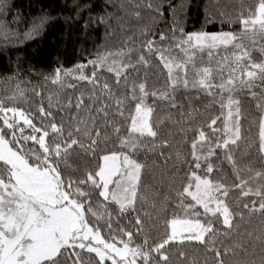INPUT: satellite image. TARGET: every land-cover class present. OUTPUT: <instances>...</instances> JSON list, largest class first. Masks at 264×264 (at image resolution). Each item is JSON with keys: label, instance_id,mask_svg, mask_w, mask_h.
Here are the masks:
<instances>
[{"label": "snow or ice", "instance_id": "6c2138e0", "mask_svg": "<svg viewBox=\"0 0 264 264\" xmlns=\"http://www.w3.org/2000/svg\"><path fill=\"white\" fill-rule=\"evenodd\" d=\"M13 7L0 56L97 35L0 76V264H264V0Z\"/></svg>", "mask_w": 264, "mask_h": 264}, {"label": "trees", "instance_id": "16d2710c", "mask_svg": "<svg viewBox=\"0 0 264 264\" xmlns=\"http://www.w3.org/2000/svg\"><path fill=\"white\" fill-rule=\"evenodd\" d=\"M53 2L54 0H12L14 5L13 13L16 9H19L24 17L31 19V17L38 15L42 5L47 7ZM55 2L62 3L63 0H55ZM53 15H55V13H53ZM8 19L10 20L11 16H9ZM202 20V11L198 12L196 8H193L188 16L186 29L188 31L199 29ZM198 22L199 27L196 28L195 24ZM160 26L163 27V24ZM45 31L47 35L43 40L38 41L39 52L36 51L37 45L35 44H29L27 48L21 45V51L18 53L15 51L4 52V54L0 56V76L6 74L10 65L14 66L17 56L24 57L26 53L28 58L38 69L51 71V69L56 66L57 57H59L65 67H70L72 64L76 63L77 60H82L95 51L93 40L97 35L96 33H92V38L88 40L75 39L74 33L73 38L69 39L66 35L68 26L64 24L63 20L46 28ZM102 32L103 29H101V33ZM61 35H65V39H60ZM95 43H100V40H95ZM0 51L4 50L0 48ZM24 67L27 68V61H25ZM2 87L3 85L0 84V88Z\"/></svg>", "mask_w": 264, "mask_h": 264}, {"label": "rangeland", "instance_id": "374dc122", "mask_svg": "<svg viewBox=\"0 0 264 264\" xmlns=\"http://www.w3.org/2000/svg\"><path fill=\"white\" fill-rule=\"evenodd\" d=\"M196 28L199 27V22L195 24ZM227 27V26H226ZM219 29V25H215V26H212V27H209L207 30L208 31H216Z\"/></svg>", "mask_w": 264, "mask_h": 264}]
</instances>
